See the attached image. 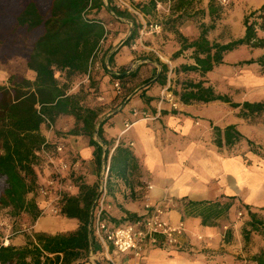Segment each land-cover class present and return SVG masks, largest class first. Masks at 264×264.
Instances as JSON below:
<instances>
[{"label": "trees", "instance_id": "obj_1", "mask_svg": "<svg viewBox=\"0 0 264 264\" xmlns=\"http://www.w3.org/2000/svg\"><path fill=\"white\" fill-rule=\"evenodd\" d=\"M108 2L114 15L105 6L104 0H50L46 11L41 10L39 1L27 0L15 18L16 24L26 31L39 32L27 56V66L35 77L31 79L12 74L7 82L0 84V178L6 184L2 197L4 206L10 208L13 215L28 214L32 220V229L42 215L37 201V166L43 162L41 149L43 145L51 149L57 142L51 140L47 143L42 132L45 118L53 123L61 116L75 119V127L70 134L88 137L89 145L94 148L96 167L101 170L110 157L108 185L113 176L124 178L129 184L137 181L139 167L129 146L121 141L115 146L114 139L107 140L104 125L108 119L101 120L97 109L84 105L77 94L68 90L69 80L76 75H88L90 63L105 34L102 21L93 18L91 11L99 12L105 8L116 21H125L119 19L124 18L136 23L129 13L118 9L111 0ZM148 3L155 7V0ZM145 5L143 11L146 9ZM254 15L256 18L251 21ZM259 18L264 21V5L244 17L245 33L242 37L223 43L211 42L207 37L208 29L204 26L195 40L186 41L175 55L180 56L185 50L192 49L194 64H184L181 70L193 71L201 78L183 81L181 90L172 91L173 94L184 104L219 100L229 102L233 107L240 106L239 103H232L227 95L216 93L212 86L206 85L207 81L203 78L216 66L223 64L224 57L229 52L242 46L264 47V38L258 36V24L262 23ZM137 24H134V30L124 46L138 37L140 26ZM114 57L115 54H112L108 61L115 71H104L111 82H121L122 92L116 94L118 96L124 92L123 80L127 78V73L113 65ZM254 62L264 67V56L256 60H245L240 64ZM162 66L163 74L156 81L165 85L169 67L167 64ZM57 73H60V77H57ZM241 106L246 110L244 115L264 112V102L245 101ZM213 129L215 143L219 147H231L244 138L235 125L225 128L214 126ZM248 143L254 147L253 142ZM65 155L71 160L79 157L70 150ZM73 182L75 193L65 197L60 215L78 219V228L55 234L32 231V235L19 246L11 240L8 245L0 243V264H73L87 257L91 248L95 249L94 233L90 225L99 186L88 184L82 175L74 176ZM236 202L235 197L216 201L184 200L183 206L186 216L200 217L204 225H212L228 217ZM240 207L249 216L242 228L244 238L249 240L250 234L255 232L264 239V218L249 206ZM253 260L255 264H264V249L255 254Z\"/></svg>", "mask_w": 264, "mask_h": 264}, {"label": "crops", "instance_id": "obj_2", "mask_svg": "<svg viewBox=\"0 0 264 264\" xmlns=\"http://www.w3.org/2000/svg\"><path fill=\"white\" fill-rule=\"evenodd\" d=\"M263 4L264 0H261L255 8H260ZM258 36L264 38V31ZM243 47L247 46L234 51ZM120 54L121 52L114 57L118 66L127 60ZM192 59H182L180 64H194ZM225 59L226 57L224 63L227 62ZM242 61L245 60L240 62ZM224 63L219 67L224 66ZM248 65L253 69H246L243 73L245 77L226 91H220L213 82H208L207 77L213 70L203 78L207 81L206 85L212 86L216 93L227 95L232 103H239L240 106L233 107L231 103L219 100L191 104L180 101L177 109L172 108L167 101L159 103V96L166 88L169 91H180L182 82L177 85L179 77L172 71L171 75H167L166 84L161 85L156 81L161 73L155 65L157 71L152 78L155 82L132 90L104 125L106 139H114L115 146L120 141L129 146L139 167L134 184L116 176L110 180L106 211L109 221L114 224L132 221L131 219L146 213L144 206L147 201L155 203L167 197L172 202H177V206L166 217L173 223L184 219L190 232L203 234L208 242L207 247L193 250L194 253L174 247L149 245L137 259L138 264H255L253 256L264 249L262 236L252 232L249 240H246L242 234L243 225L249 220V216L237 222L234 219L235 211L241 205L251 207L264 218V112L244 115L246 110L241 106L245 101L264 102V67L258 62ZM148 99H151L150 102ZM134 109L146 111L153 118L140 119L134 115ZM72 122L73 118L64 126L57 119L56 130L60 127L68 130ZM228 125H235L244 138L231 147H219L215 143L213 127L225 128ZM42 132L46 138L55 140L56 131L48 132L43 126ZM60 140L65 141L68 150L82 157L84 164L90 169L88 178H84L85 182L92 185L96 178V164L94 148L89 145L87 138L68 134L57 139ZM248 141L253 142L254 147ZM146 183H150L152 189H147ZM226 197H235L236 205L231 208L228 217L218 220L216 224L204 225L200 217L186 216L184 213V200L216 201ZM48 222L43 220L39 225L40 230L48 231ZM61 226L65 227V232L75 231L79 220L65 216ZM225 226L230 229H225ZM35 227L36 225L33 226L34 229ZM55 233L59 232L51 234ZM251 239L252 242L246 247ZM257 239L261 248L254 246L253 241ZM95 243V249L91 248L87 257L73 264H111L103 255L101 245L96 240ZM113 257L120 264L133 262L130 255L113 254Z\"/></svg>", "mask_w": 264, "mask_h": 264}, {"label": "rangeland", "instance_id": "obj_3", "mask_svg": "<svg viewBox=\"0 0 264 264\" xmlns=\"http://www.w3.org/2000/svg\"><path fill=\"white\" fill-rule=\"evenodd\" d=\"M37 1L40 3L41 10L46 11L50 0ZM161 1L165 2V0ZM26 2L27 0H0V84L7 82L12 74L31 79L35 77V74L27 66V56L39 32H28L18 26L15 20ZM260 2L261 0H225V2L221 0H171L169 12L162 8L157 11L152 4L148 3L145 5V15L151 21H158L162 25V30L160 33L146 36L144 46H139L137 49L131 47L134 41L124 47L134 30V24H137V22L131 24L129 21H116L112 19L111 14L105 8H102L99 12L91 11L90 15L93 18L101 20L109 26L110 39L105 45L96 50L90 63V67H92L90 78H87V75H76L72 80H69L68 90L70 93L77 94L84 105L97 109L100 113V119L104 120L115 114L117 107L126 101L132 90L137 86L146 87L155 82V80H152L157 71L155 65L159 67L160 73L163 74L162 65L167 64L169 67L167 75H171L173 71L179 77L176 80L177 85L186 80H199L201 77L197 73L181 70L184 64H180V60L191 61L193 50H185L183 54L176 56L175 53L178 49L186 41L195 40L204 26L208 29L207 37L211 42L223 43L228 42L230 39L242 37L245 31L244 17L254 10L261 9L262 6L255 8ZM210 5H212V8H210ZM255 18L256 15L252 16L251 21ZM259 22L263 24H258V34L264 31V21L259 18ZM119 52H121L120 56L125 57L124 59L127 60L119 66L114 60L113 65L124 70L127 73V78L123 80L124 92L116 96L110 78L105 75V71L99 65L103 64L112 54L116 56ZM260 56H264V47H243L239 51H232L225 56L227 62L224 63V66H217L213 69V72L207 77L208 82H213L220 91L233 88L237 85V82L245 77L243 73L246 69H253L249 67L250 65L240 64L239 62ZM96 66H99V68ZM182 72L184 74H181ZM57 77H60V73H57ZM70 119H72L71 116H61L59 118L64 126L70 122ZM74 127L75 119H73L72 126L68 130H62L61 127L59 130L55 129L56 138L54 141L66 137ZM84 137L88 140L86 135ZM49 140L51 141L50 138ZM88 170L90 169L84 164L83 169L78 174L79 176L82 175L84 181H86L84 178H88ZM102 170L103 168L99 170L94 165L96 178L92 185L99 186ZM5 188V181L0 178V243H10L11 240L15 245H23L27 237L32 235V231L65 232L63 231L65 227L61 226V221H65L64 215H40L34 224L36 225L35 229H32V220L28 214L13 215L11 209L4 206L2 197ZM239 211L243 212L241 216L238 214ZM245 216H247V213L239 206L238 210L235 211V222L243 220ZM43 220L49 221L46 223V230L52 232L40 230L39 225ZM20 241L22 242L20 243ZM251 242L252 239L249 243L247 242L246 247ZM253 243L255 247L261 248L258 239L254 240ZM197 245L194 242L189 248L192 247L197 250L202 247Z\"/></svg>", "mask_w": 264, "mask_h": 264}, {"label": "built area", "instance_id": "obj_4", "mask_svg": "<svg viewBox=\"0 0 264 264\" xmlns=\"http://www.w3.org/2000/svg\"><path fill=\"white\" fill-rule=\"evenodd\" d=\"M105 1V6L109 5L108 0ZM150 0H111L113 5L118 9L129 13L132 18L139 24V35L131 44L133 49L139 46H144V40L149 34L160 33L162 25L158 21H151L145 15L143 7ZM225 2V0H221ZM110 6V5H109ZM155 8L160 11L161 8L167 12L171 8V0H155ZM113 15L114 13L111 12ZM120 20L129 21L133 24V20ZM101 24L105 28V34L101 39L98 48L105 45L110 39L109 26L104 22ZM98 50V49H97ZM102 69L109 72H114V67L109 63L108 59L104 61ZM99 66H96L99 68ZM92 67L89 69L91 75ZM112 87L115 94L122 92V84L119 80L112 81ZM169 102L172 108L177 109L180 100L168 88L163 90L160 94L159 103ZM135 116L140 119H151L146 111H139L134 109ZM44 125L48 132H54L56 129L55 123L50 119L45 118ZM128 127L129 124H126ZM47 138V143L49 142ZM46 144V143H45ZM41 152L43 155V162L37 166L39 177L38 197L37 201L40 204L41 213L60 215L64 206V199L75 193V184L73 177L80 174L83 169L84 161L81 157L69 159L67 153V145L65 141H57L55 145L48 149L45 145L42 146ZM109 170H110V157L108 162L104 164L102 170V177L99 185V192L92 208L91 225L94 233L95 240L101 245L103 255L106 260L111 264H120L113 254L130 255L133 262L127 264H138L137 259L141 257L142 253L149 245L160 247H174L175 249H184L192 252L194 248L189 246L195 242L197 246L203 248L208 246L206 237L200 233H192L188 230L184 219L173 223L166 217L167 213L177 206V202H172L167 197L160 199L155 203L147 201L145 203L146 213L137 217L133 221H127L121 224H114L106 217L108 208L109 197ZM147 189H152L150 183H146ZM239 216L243 214L242 211L238 212ZM225 226V229H228ZM9 243H5L8 245Z\"/></svg>", "mask_w": 264, "mask_h": 264}, {"label": "water", "instance_id": "obj_5", "mask_svg": "<svg viewBox=\"0 0 264 264\" xmlns=\"http://www.w3.org/2000/svg\"><path fill=\"white\" fill-rule=\"evenodd\" d=\"M107 8L112 12V9H111V7L109 5H107Z\"/></svg>", "mask_w": 264, "mask_h": 264}]
</instances>
